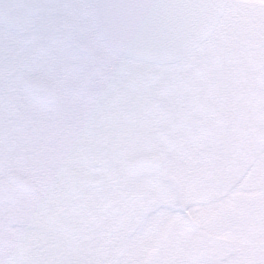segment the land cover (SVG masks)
I'll list each match as a JSON object with an SVG mask.
<instances>
[{
  "label": "snow or ice",
  "instance_id": "snow-or-ice-1",
  "mask_svg": "<svg viewBox=\"0 0 264 264\" xmlns=\"http://www.w3.org/2000/svg\"><path fill=\"white\" fill-rule=\"evenodd\" d=\"M0 264H264V0H0Z\"/></svg>",
  "mask_w": 264,
  "mask_h": 264
}]
</instances>
